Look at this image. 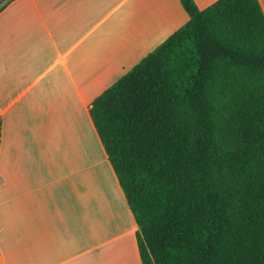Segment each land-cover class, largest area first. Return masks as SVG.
<instances>
[{
	"label": "trees",
	"instance_id": "1",
	"mask_svg": "<svg viewBox=\"0 0 264 264\" xmlns=\"http://www.w3.org/2000/svg\"><path fill=\"white\" fill-rule=\"evenodd\" d=\"M179 1L188 21L89 117L141 264H264V13L258 0Z\"/></svg>",
	"mask_w": 264,
	"mask_h": 264
},
{
	"label": "crops",
	"instance_id": "2",
	"mask_svg": "<svg viewBox=\"0 0 264 264\" xmlns=\"http://www.w3.org/2000/svg\"><path fill=\"white\" fill-rule=\"evenodd\" d=\"M188 19L179 0H11L0 11V264H141L88 111ZM85 166L104 167V191Z\"/></svg>",
	"mask_w": 264,
	"mask_h": 264
},
{
	"label": "rangeland",
	"instance_id": "3",
	"mask_svg": "<svg viewBox=\"0 0 264 264\" xmlns=\"http://www.w3.org/2000/svg\"><path fill=\"white\" fill-rule=\"evenodd\" d=\"M2 3V1H0V4ZM156 48V47H155ZM154 48V49H155ZM154 49H152L151 51H153ZM150 51V52H151ZM150 52H148V54L150 53ZM145 57V56H144ZM142 59V58H141ZM110 168V167H109ZM85 169L87 170L86 171V177H90V178H93V182L95 183V184H97V185H99V186H96V188L97 189H99L100 188V190H102V191H104L105 190V187H104V181H106L104 178V175H105V170H104V167H101L100 169H99V171L98 170H96V172H98L97 174H95V172H94V167H90V168H88V167H86L85 166ZM108 170V169H107ZM100 183V184H98L97 183V181Z\"/></svg>",
	"mask_w": 264,
	"mask_h": 264
}]
</instances>
